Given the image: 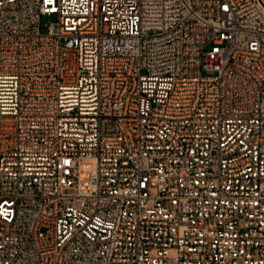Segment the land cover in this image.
<instances>
[{"label": "built area", "instance_id": "2783aa9c", "mask_svg": "<svg viewBox=\"0 0 264 264\" xmlns=\"http://www.w3.org/2000/svg\"><path fill=\"white\" fill-rule=\"evenodd\" d=\"M0 264H264V0H0Z\"/></svg>", "mask_w": 264, "mask_h": 264}, {"label": "rangeland", "instance_id": "374dc122", "mask_svg": "<svg viewBox=\"0 0 264 264\" xmlns=\"http://www.w3.org/2000/svg\"><path fill=\"white\" fill-rule=\"evenodd\" d=\"M55 21H56V17L55 16H52V17L45 16V17H43L42 18V30H43V32L47 31L46 25H49L50 23L55 22ZM210 48H211V45L208 46L207 50H209Z\"/></svg>", "mask_w": 264, "mask_h": 264}]
</instances>
